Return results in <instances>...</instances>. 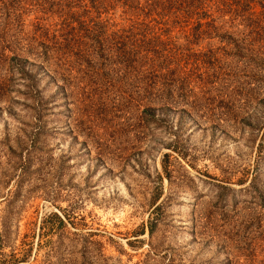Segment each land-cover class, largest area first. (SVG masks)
Returning <instances> with one entry per match:
<instances>
[{
  "label": "rangeland",
  "instance_id": "obj_1",
  "mask_svg": "<svg viewBox=\"0 0 264 264\" xmlns=\"http://www.w3.org/2000/svg\"><path fill=\"white\" fill-rule=\"evenodd\" d=\"M201 4L197 39L196 14L170 21L188 88L164 90L185 113L148 124L158 99L110 60L54 51V79L13 70L43 61L36 22L61 17L0 0V264H264V7L256 25ZM122 9L89 24L117 41Z\"/></svg>",
  "mask_w": 264,
  "mask_h": 264
},
{
  "label": "trees",
  "instance_id": "obj_2",
  "mask_svg": "<svg viewBox=\"0 0 264 264\" xmlns=\"http://www.w3.org/2000/svg\"><path fill=\"white\" fill-rule=\"evenodd\" d=\"M203 1L205 0H145V3L142 4L140 0H18V4L32 3L38 10L44 13H56L61 19L55 20L51 24L50 33L48 26L36 22L38 36L45 38L38 42L42 49L37 52L43 55V61L40 63L30 62L27 58L16 56V61L11 67L21 75L28 76L32 67L26 68L24 63L29 62L36 66V69H41L43 74L50 75V69L55 72L56 67L47 68L43 62L51 59L54 56V51L63 53L62 60L64 63H67V60L69 64L75 61L77 69H81L80 60H85V57L87 60L93 61L96 59L110 60V62L118 64L120 70L123 71V76L129 77L132 86L134 84L136 88H150L149 93L155 96V98L152 96L153 99H158L155 102L158 104H152L154 102L146 104L142 110V118L148 124L161 123L163 120L170 119L172 114L178 110L170 105L171 89L164 90V88H188L183 85L186 76L180 72V57H178L182 52V47L180 48L179 45L184 44L182 46H185V43L177 42L170 35L172 29L170 21L181 22L180 18H175L174 12L181 11L185 17L196 14L197 22L192 30L185 34V38L187 42L191 41V36L197 39L204 33L199 29L200 18L207 15L205 14L206 10H200L203 8L201 4ZM216 1L220 5H224L221 6V9L225 7L227 11L233 13L242 9L244 11V23L259 25L263 11L257 13L253 7L256 4L264 7V0ZM117 3L123 7V12L132 11L131 14L135 17L129 16L128 26L116 35L117 41L109 42L107 40L109 34L99 37L100 31L95 30L94 25L89 24V22L95 21L98 15L104 11L107 12ZM79 8L81 9L79 10ZM138 11L145 13V15L153 13V16L147 20L146 18L139 20ZM83 30L84 33H93L95 44H87L86 40L82 41V37L85 35L82 34ZM113 34L115 33H110L112 36ZM176 36L180 37L179 35ZM50 51L53 54H50ZM70 52L75 55V59L71 61L68 58ZM90 60L89 62H91ZM91 69L95 70L94 67ZM61 76L65 79L73 77V75L65 76L63 71ZM92 77L94 76H90L89 80ZM50 78L54 79L55 75H50ZM178 111L182 114L185 113L182 108Z\"/></svg>",
  "mask_w": 264,
  "mask_h": 264
}]
</instances>
